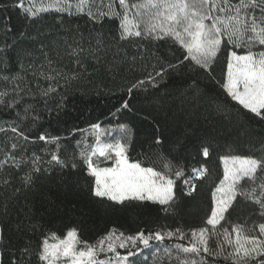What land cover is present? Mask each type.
Listing matches in <instances>:
<instances>
[{"label":"trees","instance_id":"obj_1","mask_svg":"<svg viewBox=\"0 0 264 264\" xmlns=\"http://www.w3.org/2000/svg\"><path fill=\"white\" fill-rule=\"evenodd\" d=\"M19 3L0 0V92L7 93L5 101H16L11 108L0 103V160L7 152L21 161L19 169L11 163L0 167V264H37L34 255L22 250L34 252L44 236L55 233L63 238L71 228L77 229L81 241L94 244L112 229L133 235L141 230L180 228L189 234L203 227L211 213L212 191L223 177L220 157L260 155L264 145V121L247 113L220 87L228 46L211 74L190 71L185 63L156 76L182 59V50L170 40L125 41L119 38L115 19H93L86 12L76 13L74 7L71 13L50 9L28 17L17 7ZM33 3L46 6L48 0H23L24 7ZM107 3L96 0L101 11H108ZM92 11L96 13V7ZM4 75L8 81L2 79ZM149 75L155 83L132 87ZM124 103L127 108L122 107ZM92 124L103 130L125 125L130 132V140L125 141L130 145L129 160L141 161L144 167L160 170L163 155L184 169L185 178L201 165L208 172L193 181L197 188L191 195L186 194L183 181H178L177 199L167 212L152 202L117 205L95 197L91 193L94 178L86 175L79 160L84 143L96 142ZM19 132L29 139L23 140ZM41 134L59 137L61 159L70 161L75 154L78 167L50 165L57 147L40 141ZM157 137L160 144L155 143ZM13 143L20 147L13 150ZM205 146L210 149L207 158L201 152ZM33 154L41 158L37 165L41 171L33 174L31 187H23L20 177L31 172ZM97 163L105 164L101 158ZM246 218L249 225L261 222L254 206L238 197L222 224L229 227ZM216 242V237L210 241L213 250ZM160 243L161 248L171 249L174 244L187 245L189 239L172 237ZM141 248L142 254L130 259L136 264H153L157 249ZM218 264L230 262L218 258Z\"/></svg>","mask_w":264,"mask_h":264},{"label":"snow or ice","instance_id":"obj_2","mask_svg":"<svg viewBox=\"0 0 264 264\" xmlns=\"http://www.w3.org/2000/svg\"><path fill=\"white\" fill-rule=\"evenodd\" d=\"M101 6L96 5V0H75V4L72 0H48L46 6L33 3L32 7H24L23 0H20L17 5L24 9L28 17L50 9L71 13L74 7L76 13L86 12L93 19H115L118 21L119 38L125 41L170 40L182 50V59L178 58L176 64H168L156 76H163L168 69L183 67L185 63L190 71L203 70L211 74L219 54L228 46L226 72L220 87L247 113L264 121V0H108V11H101ZM93 7H96V13L92 11ZM2 79L8 81L9 77L4 75ZM12 79H16V76ZM146 82L156 81L149 75L132 87L143 86ZM5 96L6 92H0V103L11 108L16 101H5ZM122 107L127 108V103ZM118 127V137L105 142L101 139L100 125H90L96 142H85L79 152L86 175L94 178L91 187L93 196L107 198L117 205L131 201L152 202L167 212L177 199L178 181H183L187 195L196 191L197 185L193 181L204 178L208 172L204 165L192 168L185 178L184 169L163 155L160 156V170L144 167L141 161H130L127 155L130 145L125 142L130 140V132L125 125ZM11 131L17 133L18 130L12 127ZM105 134L112 137L111 131ZM18 135L25 141L29 139L23 132ZM38 139L56 144L57 151L51 153V160L48 161L50 165L64 168L70 163L73 169L78 167L75 154L70 161L61 159L58 154L59 137L41 134ZM155 143H161L160 137L156 138ZM80 144L77 141V147ZM19 147L15 143L11 145L13 150ZM201 152L205 158L210 155L207 146ZM260 153L220 157L224 165L223 177L212 191L211 213L203 227L193 228L189 234L180 228L147 233L141 230L133 235L112 229L91 244L81 241L77 229L71 228L63 238L55 233L44 236L34 252L27 248L22 251L34 255L37 264H136L130 258L142 254L141 246L143 249H157L153 253V264L164 261L169 264H218V258L230 264H264V145ZM100 158L114 161L113 166L100 167L97 163ZM40 159L33 154L31 172L20 177L23 187H31L34 183L33 174L41 171L37 166ZM9 163L16 169L21 166V161L6 152L5 158L0 160V167ZM4 183L8 184L9 181L5 180ZM15 190L18 192L21 189ZM238 197L254 206V214L261 222L253 221L249 225L246 218L244 223L223 226L222 221L226 220V214ZM172 237L180 240L188 238L189 243L174 244L171 249L161 248L160 242ZM213 237L217 238L215 250L210 247ZM119 249L125 252L122 254ZM209 258L213 259L210 261Z\"/></svg>","mask_w":264,"mask_h":264},{"label":"rangeland","instance_id":"obj_3","mask_svg":"<svg viewBox=\"0 0 264 264\" xmlns=\"http://www.w3.org/2000/svg\"><path fill=\"white\" fill-rule=\"evenodd\" d=\"M111 131L112 137H108L105 133ZM101 132V139L105 142H111V140L118 137L119 130L117 129H100ZM102 162H105V164L99 165L100 167H112L114 164V161H105L103 158H101ZM107 164V165H106Z\"/></svg>","mask_w":264,"mask_h":264}]
</instances>
